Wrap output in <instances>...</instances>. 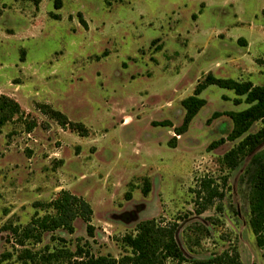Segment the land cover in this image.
<instances>
[{"label": "rangeland", "instance_id": "obj_1", "mask_svg": "<svg viewBox=\"0 0 264 264\" xmlns=\"http://www.w3.org/2000/svg\"><path fill=\"white\" fill-rule=\"evenodd\" d=\"M209 73L264 85V0H0V95L40 124L32 134L18 122L0 133V255L14 253L1 264H24L3 227L26 226L35 204L61 190L91 204L95 238L78 219L74 235L45 234L28 246L34 252L75 251L81 238L94 255L120 258L121 239L154 219L178 221L188 260L237 247L244 264H264L249 225L250 187L242 181L252 155L235 170L224 167L222 158L242 138L228 140L227 115L212 119L249 105L210 86L189 130L175 133L185 117L182 101ZM38 104L85 125L89 137L62 129ZM203 176H228L222 213L212 207L196 214L192 189ZM197 225L209 232L200 235Z\"/></svg>", "mask_w": 264, "mask_h": 264}, {"label": "trees", "instance_id": "obj_2", "mask_svg": "<svg viewBox=\"0 0 264 264\" xmlns=\"http://www.w3.org/2000/svg\"><path fill=\"white\" fill-rule=\"evenodd\" d=\"M57 6H59L58 3ZM210 86L234 92L238 97L234 100L237 106L243 102L249 105L241 112L215 113L212 119L227 115L233 122V130L228 140L235 142L242 138L222 158L224 167L228 170H235L245 158L252 155L242 181L248 182L250 187L249 225L257 246L264 249V150L256 152L264 145V85L255 86L250 81L217 78L209 73L204 80L198 83L194 94L182 101L185 117L182 125L175 130L178 136L184 135L189 130L192 121L207 105V101L201 98V94ZM37 110L55 121L64 130H71L81 137L90 135L85 125L72 122L65 114L50 105L38 104ZM13 122L22 123L24 131L28 134H32L40 125L38 120L27 113L18 101L10 96L0 95V133L7 124ZM256 123H261L260 129L248 134ZM154 125L169 126L170 122L154 123ZM224 141L222 139L212 143L209 149L215 148ZM169 145L176 148L177 138L173 137ZM228 182V176L220 179L203 176L196 179L192 192L197 215L204 214L212 207H215L219 213L223 212L222 203L226 196V189L229 188ZM149 188L150 184L147 182L145 195H148ZM130 197L131 193H127L126 198L130 199ZM35 209V214L26 226L7 224L3 227V230L10 235L8 243H12L15 250L20 248L18 249V260L24 264H166L169 260L179 264H244L237 247L229 248L209 259L188 260L177 241L180 227L178 221L166 223L154 219L140 222L133 233L126 234L121 239L125 254L120 258L110 255H94L87 245H82L83 239L81 238L78 239L75 251L64 247L52 249L47 246L44 251L34 252L28 249V246L42 243L45 234H55L59 230H64L74 235L75 222L78 219L85 222L89 238H95L96 230L92 224L94 211L91 204L83 197L74 195L68 190H61L48 203H36ZM40 212L44 214L41 215ZM194 230L202 236L209 232L208 229L199 225L195 226ZM52 240L63 241L55 236H52ZM13 256L14 253L4 252L0 255V264L12 259Z\"/></svg>", "mask_w": 264, "mask_h": 264}]
</instances>
